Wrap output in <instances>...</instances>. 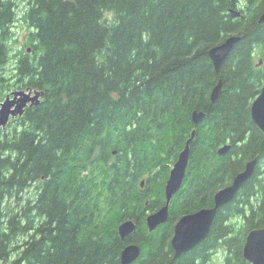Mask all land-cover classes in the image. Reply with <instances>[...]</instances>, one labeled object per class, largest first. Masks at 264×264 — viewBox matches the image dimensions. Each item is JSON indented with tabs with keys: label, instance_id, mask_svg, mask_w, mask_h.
Masks as SVG:
<instances>
[{
	"label": "trees",
	"instance_id": "obj_1",
	"mask_svg": "<svg viewBox=\"0 0 264 264\" xmlns=\"http://www.w3.org/2000/svg\"><path fill=\"white\" fill-rule=\"evenodd\" d=\"M263 10L264 0H0V100L44 91L0 128V264H121L129 242L141 247L130 264H209L218 249L222 264H249L246 235L264 226V133L251 117L264 84ZM232 34L241 38L216 71L208 51ZM194 110L205 113L197 124ZM193 129L169 219L149 231ZM255 157L207 237L175 258V222L212 206ZM128 218L136 229L123 240Z\"/></svg>",
	"mask_w": 264,
	"mask_h": 264
},
{
	"label": "water",
	"instance_id": "obj_2",
	"mask_svg": "<svg viewBox=\"0 0 264 264\" xmlns=\"http://www.w3.org/2000/svg\"><path fill=\"white\" fill-rule=\"evenodd\" d=\"M229 12L233 17L240 15V11L234 8H230ZM258 23L264 24V10L258 16ZM240 38L241 36L238 34L229 35L223 42L209 49L208 55L216 71H219L221 65ZM221 91L222 82L219 79L211 90V101H215L221 94ZM43 96L44 91L32 88L9 91L0 100V128L5 129L12 118L22 116L26 107L38 105ZM204 116L205 113L203 111L194 110L191 118L193 123L197 124ZM251 117L257 127L264 133V84L259 94L252 101ZM194 135L195 129L191 131L190 136L185 141L184 148L178 153L176 160L169 169L164 185V204L146 216L145 222L149 231L166 223L169 219V205L172 197L180 190L183 184L189 163L190 143ZM230 147V144H225L217 152L221 155L225 154ZM256 163L257 157L248 160L243 170L238 172L229 184L217 190L213 197L212 206L186 213L175 222L173 235L170 240L175 258L188 252L207 237L216 212L219 208L229 203L242 185L251 178L255 171ZM140 185L141 187L144 186V179L141 180ZM135 229L136 222L131 218L122 220L117 227L118 234L123 240L132 234ZM140 252L141 247L137 243L129 242L120 253L121 264L132 263L138 258ZM243 257L249 264H264V226L253 228L247 233L243 245Z\"/></svg>",
	"mask_w": 264,
	"mask_h": 264
},
{
	"label": "rangeland",
	"instance_id": "obj_3",
	"mask_svg": "<svg viewBox=\"0 0 264 264\" xmlns=\"http://www.w3.org/2000/svg\"><path fill=\"white\" fill-rule=\"evenodd\" d=\"M24 5H25V3L20 2V6L22 9L24 8ZM13 30L16 34V40H17L15 45H17V46L22 45V43H24V39H25V36L27 34V27L25 26V24L22 21L18 20L16 22ZM143 178H145V177H143ZM148 213H150V212H148ZM223 257L224 256H223L222 250L218 249L216 252L213 253V255L211 257V261L209 264H222Z\"/></svg>",
	"mask_w": 264,
	"mask_h": 264
},
{
	"label": "flooded vegetation",
	"instance_id": "obj_4",
	"mask_svg": "<svg viewBox=\"0 0 264 264\" xmlns=\"http://www.w3.org/2000/svg\"><path fill=\"white\" fill-rule=\"evenodd\" d=\"M14 119H16V118H14ZM172 166V165H171Z\"/></svg>",
	"mask_w": 264,
	"mask_h": 264
}]
</instances>
